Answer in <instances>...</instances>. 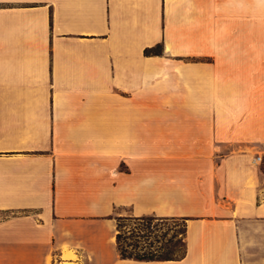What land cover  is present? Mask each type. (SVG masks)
<instances>
[{
	"label": "crops",
	"instance_id": "1",
	"mask_svg": "<svg viewBox=\"0 0 264 264\" xmlns=\"http://www.w3.org/2000/svg\"><path fill=\"white\" fill-rule=\"evenodd\" d=\"M258 154L264 0H0V264H264ZM125 216L185 256L122 258Z\"/></svg>",
	"mask_w": 264,
	"mask_h": 264
},
{
	"label": "trees",
	"instance_id": "2",
	"mask_svg": "<svg viewBox=\"0 0 264 264\" xmlns=\"http://www.w3.org/2000/svg\"><path fill=\"white\" fill-rule=\"evenodd\" d=\"M151 50L146 49L145 52L148 53ZM120 220H134V223L129 226L127 224L122 225L118 220L117 245L122 258L162 260L179 259L185 256L187 251L186 221L183 218L143 216L123 217ZM167 220L183 221V236L178 240V244H176L178 246L168 244L155 246L153 242L149 243V245H144L146 243L145 240L154 233V230L158 231L159 223ZM159 238L157 237L156 240L159 241Z\"/></svg>",
	"mask_w": 264,
	"mask_h": 264
},
{
	"label": "rangeland",
	"instance_id": "3",
	"mask_svg": "<svg viewBox=\"0 0 264 264\" xmlns=\"http://www.w3.org/2000/svg\"><path fill=\"white\" fill-rule=\"evenodd\" d=\"M152 51V50H151ZM155 52H161L160 47H157L153 49ZM264 169V166H263ZM126 218L129 216H125ZM123 218V217H122ZM120 218V219H122ZM119 222L123 224H127L128 226L134 223V220H120ZM129 219V218H128ZM183 221L182 220H167L160 222L158 225V231L154 230V233L146 239V243L144 245H149V243L153 242V244L156 245H172V246H178V240L182 238L183 234ZM159 238V241L156 240V238ZM144 242V241H143ZM130 249V248H129ZM132 250V249H130Z\"/></svg>",
	"mask_w": 264,
	"mask_h": 264
},
{
	"label": "built area",
	"instance_id": "4",
	"mask_svg": "<svg viewBox=\"0 0 264 264\" xmlns=\"http://www.w3.org/2000/svg\"><path fill=\"white\" fill-rule=\"evenodd\" d=\"M255 160L260 163L263 164L264 163V154H258L255 158Z\"/></svg>",
	"mask_w": 264,
	"mask_h": 264
}]
</instances>
